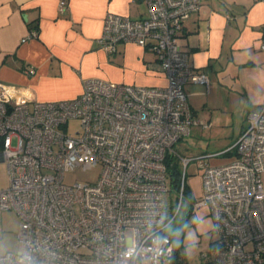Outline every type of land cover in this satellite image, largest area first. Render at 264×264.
<instances>
[{"label": "built area", "instance_id": "built-area-1", "mask_svg": "<svg viewBox=\"0 0 264 264\" xmlns=\"http://www.w3.org/2000/svg\"><path fill=\"white\" fill-rule=\"evenodd\" d=\"M139 1L146 16L107 12L97 42L109 53L122 42L150 49L164 85L92 77L75 97L15 103L0 83V160L9 174L0 215L17 213L22 244L0 255V264H173L168 228L185 200L192 159L175 145L191 125H210L193 116L184 90L187 82L208 87V76L194 69L178 42L184 19L202 1ZM66 8L60 0L59 11ZM71 120L79 125L68 132ZM233 147L228 163L210 165L198 156L201 195L187 216L190 208H206L212 217L214 259L205 264H264V107L249 113ZM174 159L184 168L177 188L168 185ZM94 165H100L96 181L64 182L69 169ZM171 192L178 200L174 212Z\"/></svg>", "mask_w": 264, "mask_h": 264}, {"label": "crops", "instance_id": "crops-1", "mask_svg": "<svg viewBox=\"0 0 264 264\" xmlns=\"http://www.w3.org/2000/svg\"><path fill=\"white\" fill-rule=\"evenodd\" d=\"M59 1L0 0V83L8 88L13 102L69 99L79 95L83 81L92 77L146 87L165 84L150 49L122 42L109 53L97 42L107 12L139 19L146 16L144 3L66 0L67 8L60 12ZM201 1L199 10L184 19L178 36L194 69L209 79L205 90L204 84H184L195 118H199L195 106L210 105L200 98L210 91V82L219 81V75L230 66L264 70V50L260 48L264 3ZM33 30L36 35H31ZM29 67L34 69L32 74L27 72Z\"/></svg>", "mask_w": 264, "mask_h": 264}, {"label": "rangeland", "instance_id": "rangeland-1", "mask_svg": "<svg viewBox=\"0 0 264 264\" xmlns=\"http://www.w3.org/2000/svg\"><path fill=\"white\" fill-rule=\"evenodd\" d=\"M219 76L220 80L210 82V91L200 97L202 101L209 100L210 105L203 109L198 105L195 106L199 116L197 118L209 122V127L191 125L189 135L175 145L180 155L192 157L186 167V184L191 201L199 199L202 189V169L199 168L198 156H204L202 160L210 165H220L233 160L234 142L246 128L249 113L264 107V70L232 65L226 73ZM202 88L205 90V85ZM78 125L77 120L69 121L68 132L74 131ZM213 153L218 155L212 156ZM180 168L181 171L184 169L181 165ZM99 172L100 165H94L88 169L76 166L65 172L63 180L68 184L94 182ZM261 179L264 181V171L261 173ZM8 185L9 174L6 163L0 160V189ZM170 198L174 212L178 200L172 192ZM188 207L189 202L185 197L168 230L171 233L177 230L182 232L183 252L187 264H205L214 259L210 244L212 217L206 208L192 209L187 216ZM18 231L17 213L12 209L4 210L0 215V232L2 233L0 255L22 249ZM126 235L131 236L132 231L127 230Z\"/></svg>", "mask_w": 264, "mask_h": 264}, {"label": "trees", "instance_id": "trees-1", "mask_svg": "<svg viewBox=\"0 0 264 264\" xmlns=\"http://www.w3.org/2000/svg\"><path fill=\"white\" fill-rule=\"evenodd\" d=\"M180 175H181V168H180L179 161H177V159L176 160L174 159L173 164L168 168V181L171 187L173 188L178 187ZM184 192H185V197L187 198L188 202L192 204L187 184H186ZM191 210L192 208H190V211ZM172 238H173V244H174V253H173V258H172L173 264H187L185 261V256L183 252L182 232L180 230L175 231L174 233H172Z\"/></svg>", "mask_w": 264, "mask_h": 264}]
</instances>
